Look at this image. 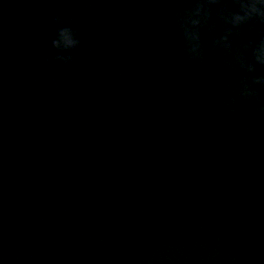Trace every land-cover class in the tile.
<instances>
[{"label":"water","instance_id":"water-1","mask_svg":"<svg viewBox=\"0 0 264 264\" xmlns=\"http://www.w3.org/2000/svg\"><path fill=\"white\" fill-rule=\"evenodd\" d=\"M203 2L0 0V264H264V22L192 58Z\"/></svg>","mask_w":264,"mask_h":264},{"label":"clouds","instance_id":"clouds-1","mask_svg":"<svg viewBox=\"0 0 264 264\" xmlns=\"http://www.w3.org/2000/svg\"><path fill=\"white\" fill-rule=\"evenodd\" d=\"M218 4H220V0H204L203 3H198L191 10L187 11L180 20V27L187 41V52L190 57L199 58L201 56L199 29L203 24L207 23L210 17L207 6ZM237 4L239 12L225 13L221 11L220 13L225 24L230 25L231 29L225 36L217 40L216 44L217 47H221L229 53H231V43L228 36L233 34L232 30H239L254 17L264 22V0H237ZM59 36V41L54 43L56 48L63 47L64 49H70L76 47L78 44V41L74 39V33L70 29H63L60 31ZM245 51L250 53L254 62H246L244 54L240 52L235 53L236 61L241 69L249 73H255L256 64L264 65V39L259 40L255 44L247 45ZM58 59L70 60L71 58L58 57ZM254 82L257 85L264 86V77H258ZM254 95V91L247 85L241 89V96L244 98L250 99Z\"/></svg>","mask_w":264,"mask_h":264}]
</instances>
